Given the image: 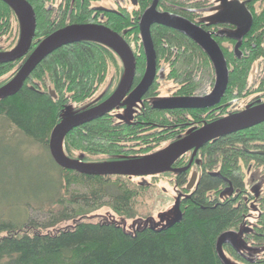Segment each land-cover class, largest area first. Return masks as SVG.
<instances>
[{
	"label": "trees",
	"instance_id": "obj_1",
	"mask_svg": "<svg viewBox=\"0 0 264 264\" xmlns=\"http://www.w3.org/2000/svg\"><path fill=\"white\" fill-rule=\"evenodd\" d=\"M28 1L33 9L38 3V0ZM254 21L256 30L264 27L261 14L256 13ZM48 24V17L38 21L37 37L45 36L43 32L50 27ZM162 29L169 30L164 27ZM19 34V20L14 9L0 0V51L13 49ZM159 35L161 36L162 32H159ZM177 36L180 37L176 41L172 36L170 40L175 41L174 43L189 40L184 35ZM193 48L195 51L184 63L180 79L172 81L175 85L173 91H178L181 95H204L212 90L214 84L215 69L211 58L200 47ZM226 56L231 67L230 83L233 87L244 89L251 70L250 65L257 57L249 60L244 58L233 66L228 55ZM115 57L114 51L98 42L80 41L58 48L39 63L20 92L0 101V118L9 120L27 137L49 146L51 132L61 122L67 106L72 103L80 105L76 106V112L92 108L104 99V90L107 89L105 94L108 95L114 89L108 86L99 92L104 87L107 76L106 63L114 61ZM141 58L144 59V54ZM23 63L24 58L0 64V80L5 74L11 73L8 79L0 81V86L15 77ZM202 64L207 72L200 76ZM49 82L57 98L50 95ZM162 83L152 85L148 93L149 99L143 105L146 113L141 120L151 126L146 132L130 122L119 121L117 116L105 114V117L76 127L66 136L67 155L72 159L89 162H96L93 161L96 158L129 159L151 154L172 141L173 137L178 138L180 135L171 136L168 133L172 127L165 129L160 135L155 124L172 125L174 121H187V118H194L193 113L196 110H176L170 112L174 113L171 116L161 117L163 110L155 108L154 100L151 101L155 98L150 96L160 93L158 89ZM187 126L184 125L179 131ZM253 140H264V122L222 137L214 145L206 143L196 154V160L199 161L198 164L194 163V167L200 169L201 179L191 190L186 188L191 180L188 170L178 173L169 171L154 176L175 173L177 186L185 192L180 198L181 218L172 226H144L129 232L124 226L113 221L78 220L72 227L52 232L59 223L75 220L77 216L85 214V210L81 209L83 212L79 213L80 208H70L69 205L44 223L29 219L20 224L11 219H3L0 220V264H224L217 251L218 239L226 230L240 225L244 218V209L243 204L242 207H234L232 203H218L219 200L215 197L220 187H223L224 181L220 177L211 176L210 170L214 168L213 160L218 156L220 175L232 178L236 187L243 188L241 169L238 168L235 158L242 150L241 144L250 147L249 142ZM186 156L188 154H184L175 163V168L185 169L186 165H189L191 157L187 159ZM60 170L67 174L69 184L75 183L78 178L94 183L90 191L76 194L70 199V205L84 209L88 205L94 206L93 208L112 205L117 213L130 214L139 195L138 189H141L144 183L135 188L130 184L132 177L128 176H91L61 167ZM97 182L100 187L95 185ZM106 186L112 189L107 190L108 194L104 192ZM94 200L97 202L94 203ZM246 239L253 245L252 248L264 247V231L251 232ZM227 250L232 256L242 260V263L264 264L263 251L261 253L255 249L249 251V254H243V251L248 250L244 246L239 247L237 251L235 248Z\"/></svg>",
	"mask_w": 264,
	"mask_h": 264
},
{
	"label": "flooded vegetation",
	"instance_id": "obj_2",
	"mask_svg": "<svg viewBox=\"0 0 264 264\" xmlns=\"http://www.w3.org/2000/svg\"><path fill=\"white\" fill-rule=\"evenodd\" d=\"M154 1L155 0H38V3H36L37 5L34 7L37 20V26L35 31L38 27V21H42L43 17H48V19H50V24L47 25L50 27H48V29L43 32V35L45 36L37 37V31L35 32V36L32 40V48L28 52V54L25 55L24 62L31 55V52L36 49V46L39 45L42 40L46 38V36L56 32L60 28L67 27L68 25L90 23L98 25L103 24L115 30L123 38L126 39V41L134 52V56L136 59V73L133 81L134 85L131 91L128 92L124 101L122 102V104L124 105L118 106L115 110L107 114L117 116L119 121L130 122L133 126L139 128V130L146 132V130L149 129L151 126L147 125V123L141 120V118L145 117L146 109H143V105L145 104L144 102L149 99L148 93L152 85L154 83L167 82L168 80H171L172 82L173 79H180V73L183 69L184 63L195 51L193 47L198 46L207 54L203 46H199V44L193 38L188 37L181 31H177L172 27L164 26L157 22L151 25V37L153 39V46L156 50V74L153 79V84L148 89V93L144 95L141 100L133 106V104L128 101V98L131 92L137 88V86L142 82L144 76L146 75L148 62V59L146 58V48L144 46L143 37L141 35L140 22L142 20V17L144 16L143 14L148 8L153 6ZM216 1H218L223 6V8L220 11L216 10V14L212 13L210 16L206 17L203 9L205 5L207 6L208 4H210L207 2V0H157V10L160 13L168 12L177 16L180 15L188 21L190 20L197 26L202 27L205 31H207L213 36L218 45H220L224 56L227 57L226 55H228L230 59V64L233 66L235 65V62L243 61L244 58L247 60H249V58H257L256 60H253L250 65L251 70L248 74L247 84L245 85L244 89L240 88L239 86L233 87V85L230 83L231 67L229 66L228 60L226 58L227 67H229L230 79L226 87V92L221 98V102L215 104V106L207 107L204 109L193 108L194 110H196L195 113H193L194 118H187V121H174L172 125L155 124L157 125L155 126L156 130L160 132V135L161 133H164L165 129L167 130L170 127H172V129L168 133L171 136L180 135L178 138L173 137L174 139L172 138V141H170L169 143L183 137L185 134L190 133L191 131H194V129L204 126L206 123H213L220 118L227 117V115L235 114L240 111H244L249 107L258 106L259 104L264 103V27L259 30H256L254 21L255 14L258 13V11L256 10V5L258 4L260 6V11L258 14H261L264 21V0H238L242 5H245L247 10L250 11L253 21L252 25L244 32H242L240 36L237 33L239 30V26L236 23L220 20V14H222V11L227 9V7L231 8L233 5V1L235 0ZM211 4L210 5L214 7L216 3L214 5L213 3ZM60 25L62 26L60 27ZM162 27L167 28L169 30L165 31L164 29H162ZM19 31L20 40L22 35L20 21ZM159 32H162V37L159 35ZM177 34L184 35L189 40H182V42L174 43L180 37L177 36ZM170 36L175 37V41L172 42L170 40ZM169 41H171L172 43ZM82 42L96 43V41L92 40ZM107 48L109 47L107 46ZM111 50L114 51L116 57L114 61H108L106 63L107 76L105 78L104 84H106V80L109 79L110 81L108 86L114 87V89L110 93H108V95L105 94L107 92V89L104 90V92H102V94L105 95L104 99H102L96 105L104 102V100L108 99L110 96L113 95L115 89L118 87L121 79L125 74L124 61L122 60V67H120L121 64L119 65L118 63V59L121 60L120 56L114 49ZM142 54H144V59H146L145 61L141 58ZM195 58L196 57L194 56V59ZM236 58L237 60H235ZM257 61L262 63V68L260 72L258 71L256 73L255 78L253 79L251 78L253 73L252 70L254 68V64L257 63ZM212 64L215 69L214 84L212 86V90L207 93H204V95L210 94L214 90V86L217 81L216 67L214 66L213 62ZM175 65H177L176 68ZM112 67L114 69V74L111 76V72L109 71L110 68L112 69ZM115 67L120 68L121 73L117 71ZM206 72V67L204 66V64H202V70L199 75L201 76ZM116 78L117 81L115 82ZM159 86L160 87L158 89V92L160 93L155 96H150V98H155L151 99V101L171 97L204 96L201 94L181 95L178 91H173V89H175V85H173L168 90L169 93L162 94L163 90L167 91L166 89L168 84L162 83V85ZM182 109L157 110H163L160 113L162 117L164 115L171 116L174 114L170 113L171 111L175 112L176 110ZM184 125H188L187 128L183 129L182 131H179L180 128H183ZM158 127L160 128L157 129ZM179 132L181 134H179ZM222 137H218L216 140H212L207 143L214 145L217 140ZM249 143L250 147H246L244 144H241L242 150L239 151V155H237L235 158V161L239 165L238 168L241 169L240 179L243 188L236 187L232 178L220 175L221 171L218 170V168H220V165H218V163L220 164V160H218V156L216 159L214 158V168L210 170L211 176L220 177L224 181L223 187H220V190L215 197L216 200H219L218 203L220 204L221 202H228L230 204L232 203L234 207H242L243 204L242 209H244V211L242 215L244 218L242 219V222L239 226L233 227L232 229L225 231L236 232L238 234V240L235 241L231 239V241L225 242L223 244V248H235L236 251V243L237 245H239V243H244V247L252 248L253 246L247 242L246 238L249 237L251 232L255 233L256 230L264 231V140H253ZM186 154H189L192 159L193 151H190ZM195 162L197 163L196 157L195 160L192 162V165L189 167V169H187L189 173H191L195 169ZM247 166L248 172H245L244 168ZM173 167H176L175 164ZM177 168L179 169L180 167ZM180 169H182V167ZM197 170L198 183L201 179V171L198 168ZM174 172L178 173L175 170ZM190 178L191 177H189V179ZM250 220L254 221L251 222ZM245 244L247 246H245ZM239 246L241 247V245Z\"/></svg>",
	"mask_w": 264,
	"mask_h": 264
},
{
	"label": "water",
	"instance_id": "obj_3",
	"mask_svg": "<svg viewBox=\"0 0 264 264\" xmlns=\"http://www.w3.org/2000/svg\"><path fill=\"white\" fill-rule=\"evenodd\" d=\"M14 9L18 20L20 21L22 35L19 43L11 50L0 51V64L14 62L15 60L24 58L31 50L35 29L37 26L35 9L27 0H3ZM227 1V0H224ZM157 0L153 6L148 8L140 22L141 35L143 37L144 46L146 48L147 73L137 88L131 92L128 101L133 106L148 93V89L153 84L156 74V50L153 46L151 37V25L160 23L169 26L177 31H181L188 37L193 38L199 46H203L207 54L210 56L217 71V81L214 90L207 95L198 96H182L171 97L154 100V106L157 109H204L215 106L221 102L222 96L226 92L229 83V67L223 51L211 34L202 27L197 26L190 20L171 13H160L157 10ZM220 20L236 23L239 26L238 35L248 29L253 21L252 15L245 5L238 0L233 1L231 8L222 11ZM96 41L103 43L111 49H114L125 64V74L115 92L104 102L83 111H72L71 106H67L65 114L51 132L49 139V151L61 168L76 171L84 175L91 176H128V177H148L152 175H160L169 171H185L189 169L195 160L198 151L206 145L207 142L216 140L218 137L227 136L228 134L238 132L239 130L249 129L264 122V103L258 106L249 107L244 111L227 115L213 123H206L204 126L194 129L183 137L174 140L162 149L151 152V154L129 159L107 160V161H82L80 159L70 158L65 151V138L76 127L94 121L95 119L105 117V114L115 110L118 106L124 105L122 102L126 98L128 92L134 85V77L136 73V59L130 45L118 32L101 24H72L67 27L60 28L56 32L46 36L42 42L36 46L31 55L25 60L21 68L16 72L15 77L0 86V101H4L8 97L15 96L20 92L30 74L37 68L39 63L49 54L58 48L77 43L80 41ZM50 95L57 98L53 89L49 91ZM193 151L191 162L185 169L174 168V164L186 153ZM199 161V160H197ZM198 170L196 169L191 180L187 185V190H191L197 183ZM180 199H177L176 216L168 220L163 227L172 226L176 221L180 220ZM149 226V225H146ZM152 228L157 225H150ZM140 229V228H139ZM237 241L238 234L236 232H226L221 235L217 242V251L224 264L231 263L223 252V244L231 241ZM244 243H239L243 246ZM239 245L236 243L237 250Z\"/></svg>",
	"mask_w": 264,
	"mask_h": 264
},
{
	"label": "rangeland",
	"instance_id": "obj_4",
	"mask_svg": "<svg viewBox=\"0 0 264 264\" xmlns=\"http://www.w3.org/2000/svg\"><path fill=\"white\" fill-rule=\"evenodd\" d=\"M207 2L213 3V5L216 4L214 7L211 6L212 4L204 6L205 17L210 16L212 13L216 14V10L220 11L223 8L216 0H207ZM256 10L259 13V4L256 5ZM3 44L8 45V43H1V45ZM118 60L119 65L121 64L120 67H122V60ZM261 64L259 61L254 64L251 78L254 79L256 73L260 72ZM115 68L120 72V68ZM109 72H111V76L114 74L113 67L112 69L110 68ZM10 74H5L0 81L8 79ZM109 81V79L106 80V84L103 85L104 87L99 92L109 85ZM116 81L117 78L115 79ZM167 84V91L163 90L162 94L169 93L168 90L174 85L171 81ZM48 85L49 90H54L50 82ZM71 106H73L71 112L76 111V106L80 107L76 103H72ZM186 157L189 159L190 155L188 154ZM96 159L93 161H96ZM248 166L244 168L245 172H248ZM196 169L195 167L189 177L192 176ZM67 181V174L62 172L60 167L54 162L49 146L27 137L9 120L0 118V220L11 219L22 224L29 219H35L44 223L51 219L52 215L64 210L69 205L71 206L70 208H80L79 213L85 210V214L77 216L75 220H66V222L59 223L51 230L52 232L72 227L78 220L113 221L124 226L127 231L132 232L146 225L163 227L168 220L176 216L177 199H180L185 194L177 186L175 173L156 177H132L130 178V184L133 187L138 188L144 182L143 187L138 189L139 195L134 201L132 213L120 214L113 209L112 205H99L97 208L88 205L86 209L70 205V199L74 195L85 194L94 187V183L91 181L85 182L81 178L71 184ZM95 185L100 187L98 182ZM107 190L111 191L112 189L106 186L104 192L107 193ZM95 202L97 201L94 200ZM250 221L253 222L254 220ZM255 249L261 253L262 251L264 252V247H255L253 249L248 248V250L243 251V254L244 252L249 254V251L252 252ZM223 252L231 263L247 264L242 263V260H239L234 255L232 256L226 248H223Z\"/></svg>",
	"mask_w": 264,
	"mask_h": 264
}]
</instances>
